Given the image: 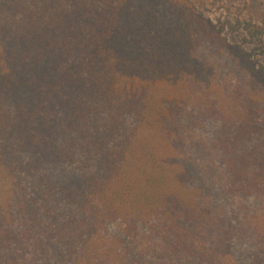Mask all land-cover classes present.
Segmentation results:
<instances>
[{"label":"trees","instance_id":"trees-1","mask_svg":"<svg viewBox=\"0 0 264 264\" xmlns=\"http://www.w3.org/2000/svg\"><path fill=\"white\" fill-rule=\"evenodd\" d=\"M177 1L193 7L192 0ZM137 8V0H0V167L7 174L24 164L28 178L47 185L45 172L39 173L35 166L37 157L48 155V166L67 174L62 180L48 177L46 196L37 192L31 201L15 199L18 213L4 224L0 221V264H56L55 259L75 256L80 250L73 263L78 264L93 237L86 231L103 218L95 217V206L89 205L95 199L122 222L130 215L139 218L149 211L167 210L169 197L185 202V216L201 218L203 206L163 188L168 185L163 178L130 174L125 147L137 125L131 121L168 128L162 107L170 98H160L154 113H147L154 90L123 78L134 77L132 73L156 55L160 72L166 66L176 67L179 59L166 57L168 48L158 42V33ZM247 31L264 52L263 28L249 22ZM259 70L264 73V66ZM156 119H164V126ZM117 139L123 144L117 145ZM247 139L243 131L237 145L229 144L230 169L240 178L235 185L245 186L242 177L252 168L249 182L259 193L264 190V142L258 138L249 149L244 145ZM23 155L30 159L20 162ZM96 169L101 170L100 186L95 182ZM75 179L81 181L79 186L67 184ZM138 179L145 186L133 190ZM115 181L119 186L112 189ZM64 199L81 201L83 218L72 209L56 212L53 203ZM162 219L163 213L159 222ZM170 244L177 248L175 241ZM101 255L102 261L112 264L109 251ZM82 260L90 264L92 259Z\"/></svg>","mask_w":264,"mask_h":264},{"label":"rangeland","instance_id":"rangeland-1","mask_svg":"<svg viewBox=\"0 0 264 264\" xmlns=\"http://www.w3.org/2000/svg\"><path fill=\"white\" fill-rule=\"evenodd\" d=\"M192 2L193 7L187 8L177 0H137L138 12L158 33V42L168 48L166 57L179 59L174 63L176 67L166 66L161 73L155 65L156 55L134 71V77L124 76L123 80H135L145 90H154L147 113H154L160 98H170L162 107L168 128L164 119L155 120L164 129L155 124L151 128L145 121H131L137 125L125 149L130 174L163 178L168 184L163 188L170 187L203 206L201 218L185 216V202L169 197L167 210L149 211L139 218L130 215L132 221L122 222L105 212L95 199L91 201L94 205H89L95 206V217L103 218L94 229L86 231L93 237L78 264H83L82 258L87 256L92 259L90 264H106L101 255L104 250L109 251L112 264H264V190L257 193L249 182L252 168L242 177L245 186L235 185L240 178L233 176L228 155L233 151L229 144L237 145L243 131L248 136L244 145L249 149L256 146L258 138L264 142V73L259 70L264 66V52L247 31L249 22L264 31V0ZM141 77L147 80L143 82ZM120 142L117 139V145L124 141ZM29 159V155H23L20 162ZM36 159L35 167L39 173L45 172L43 181L47 185L28 178L24 164L16 171L10 169L8 175L6 168L0 167L1 224L18 213L15 199L25 197L31 201L37 192L46 196L49 176L57 180L67 176L66 170L48 166V155ZM100 174L101 170L96 169L97 186L101 185ZM139 179L133 190L145 186V181ZM67 184L79 186L81 181ZM112 186L119 185L115 181ZM53 205L58 213L72 209L80 219L86 213L81 201L64 199ZM171 241L177 243V248ZM54 251L51 248L53 259L58 257ZM75 256L67 254L55 263L73 264Z\"/></svg>","mask_w":264,"mask_h":264}]
</instances>
